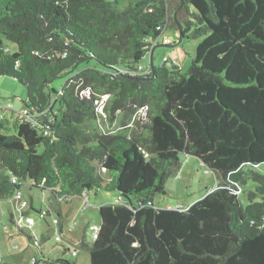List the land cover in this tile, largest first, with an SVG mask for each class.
Returning a JSON list of instances; mask_svg holds the SVG:
<instances>
[{"label":"trees","instance_id":"trees-1","mask_svg":"<svg viewBox=\"0 0 264 264\" xmlns=\"http://www.w3.org/2000/svg\"><path fill=\"white\" fill-rule=\"evenodd\" d=\"M170 1L0 0V76L26 90L16 133H0V199L19 192L24 218L56 212L61 228V202L117 191L98 207L96 238L81 239L90 264H264V0H184L195 56L184 72L167 57L151 74L145 57L177 30ZM179 154L219 182L188 207H157ZM25 186L48 192L46 210Z\"/></svg>","mask_w":264,"mask_h":264},{"label":"rangeland","instance_id":"rangeland-1","mask_svg":"<svg viewBox=\"0 0 264 264\" xmlns=\"http://www.w3.org/2000/svg\"><path fill=\"white\" fill-rule=\"evenodd\" d=\"M141 0H117V6L122 9L130 3H136ZM170 7L176 5L175 0L170 1ZM189 9H192L189 7ZM170 21V20H169ZM179 34L177 30L167 28L161 32L155 41L153 51V63L160 66L165 56L174 61L184 72L188 68L192 58L195 56V48L200 41L182 40L178 45L176 43ZM168 39V43H162L163 39ZM148 56L145 57L147 62ZM66 76L55 79L50 87L58 89L63 85ZM26 100V90L18 81L12 77L0 76V133L15 134L17 126L24 113V101ZM99 111V110H97ZM105 117V114H104ZM110 127H114L111 125ZM180 167L177 171L169 175L166 180V193L155 196V205L160 208H182L188 207L198 199L202 198L207 192L213 190L219 179L216 173L202 164L196 157L179 154ZM258 169L264 172V164ZM106 175V174H104ZM253 182H248L243 186L253 188ZM23 198L32 203L36 211L46 210L48 204V192H41L39 189L27 190L25 186L22 189ZM89 201L84 198L75 197L70 204L60 203L62 213V227L53 220L60 219L56 212L45 217L46 223L42 217L28 209V215L33 218L34 224L22 229L29 233L40 245L29 242L24 233L17 230L13 221L19 220L20 213L16 210L15 201H3L0 203V260L9 264H32L34 257L38 259L37 264H63L59 260H65L74 264H90L89 253L87 249L80 244L84 238L88 243L91 242V233L93 227L100 226V216L98 207L105 203L120 201L117 191H103L93 189L86 191ZM243 204L248 201L244 194L239 196ZM89 202V204H88ZM1 210L3 211L1 213ZM1 226L6 229L2 230ZM59 236V241H56ZM68 248L65 251L63 247ZM75 250L76 255L71 252Z\"/></svg>","mask_w":264,"mask_h":264},{"label":"built area","instance_id":"built-area-1","mask_svg":"<svg viewBox=\"0 0 264 264\" xmlns=\"http://www.w3.org/2000/svg\"><path fill=\"white\" fill-rule=\"evenodd\" d=\"M164 42H167V41L165 40ZM166 59H167V56L164 57V60H166ZM148 69H149L148 66H145V67L143 66V68H142V65H139V67H138V70H139L140 74L146 73L148 71ZM106 98H107V95L103 96V99L98 102L97 110H99V111L102 110L103 100H105ZM14 199L19 202V203H16V201H15V204H16V210L20 213V217L18 218L19 220L15 221V223H14L16 225V228L17 229L18 228H23V227H25V225L28 226V227L32 226L34 224L33 218L30 217V216H26L24 218L22 216L23 209L27 205V202L25 200H21L22 197H21L19 192L16 193ZM85 200H87V199H85ZM10 201H12V200H10ZM1 202H3L2 199H0V203ZM41 215H44V212H42ZM54 222H56V220H54ZM3 228L6 229L5 226ZM98 231H99V228H98V226L95 225L93 227V230H92V237L93 238H96ZM55 239H58V237H56ZM71 254L73 256L76 255V251L75 250L72 251Z\"/></svg>","mask_w":264,"mask_h":264},{"label":"water","instance_id":"water-1","mask_svg":"<svg viewBox=\"0 0 264 264\" xmlns=\"http://www.w3.org/2000/svg\"><path fill=\"white\" fill-rule=\"evenodd\" d=\"M183 1L184 0H180V3L179 5L175 8V10L173 11V20L177 26V31H178V34H179V37H178V40L176 43L172 44L171 46L173 45H178L182 39H181V35H182V29H183V25L182 23L177 19V14L178 12H180L183 8ZM154 48L155 47H152L148 53V59H149V67H150V71H151V74H153V71H154V63H153V51H154Z\"/></svg>","mask_w":264,"mask_h":264},{"label":"crops","instance_id":"crops-1","mask_svg":"<svg viewBox=\"0 0 264 264\" xmlns=\"http://www.w3.org/2000/svg\"><path fill=\"white\" fill-rule=\"evenodd\" d=\"M174 62V61H173ZM175 63V62H174ZM85 196H86V199H87V201H89V197H87V194L85 193ZM88 204H89V202H88ZM3 211L1 210V213H2Z\"/></svg>","mask_w":264,"mask_h":264},{"label":"clouds","instance_id":"clouds-1","mask_svg":"<svg viewBox=\"0 0 264 264\" xmlns=\"http://www.w3.org/2000/svg\"><path fill=\"white\" fill-rule=\"evenodd\" d=\"M77 253V252H76Z\"/></svg>","mask_w":264,"mask_h":264}]
</instances>
